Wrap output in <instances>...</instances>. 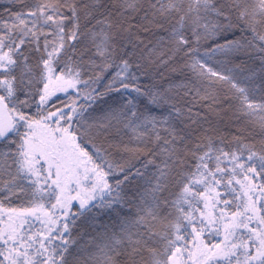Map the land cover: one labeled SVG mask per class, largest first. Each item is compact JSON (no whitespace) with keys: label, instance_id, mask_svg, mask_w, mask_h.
Here are the masks:
<instances>
[{"label":"snow or ice","instance_id":"6c2138e0","mask_svg":"<svg viewBox=\"0 0 264 264\" xmlns=\"http://www.w3.org/2000/svg\"><path fill=\"white\" fill-rule=\"evenodd\" d=\"M0 264H264V0H8Z\"/></svg>","mask_w":264,"mask_h":264},{"label":"trees","instance_id":"16d2710c","mask_svg":"<svg viewBox=\"0 0 264 264\" xmlns=\"http://www.w3.org/2000/svg\"><path fill=\"white\" fill-rule=\"evenodd\" d=\"M8 3V0H0V11L3 10V5H6Z\"/></svg>","mask_w":264,"mask_h":264}]
</instances>
